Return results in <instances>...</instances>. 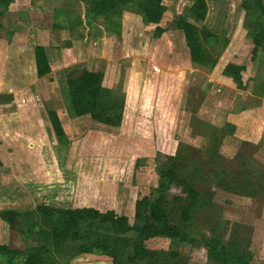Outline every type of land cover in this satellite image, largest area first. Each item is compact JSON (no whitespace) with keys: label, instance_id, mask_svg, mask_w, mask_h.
Instances as JSON below:
<instances>
[{"label":"rangeland","instance_id":"374dc122","mask_svg":"<svg viewBox=\"0 0 264 264\" xmlns=\"http://www.w3.org/2000/svg\"><path fill=\"white\" fill-rule=\"evenodd\" d=\"M88 1L12 0L1 20L0 94L12 95L13 101L0 98V211L37 206L93 208L103 214L113 212L133 225L137 201L157 196L165 156L188 152L192 161L202 162L208 136L215 130L221 135L228 114L247 108H262L263 115L245 121L234 135L224 137L219 147L222 158H214V166L236 174L239 163L235 159L244 149L264 170V135L256 136L247 127L257 124L259 129V124H264V94H260L264 51L252 62L254 44L244 26L245 6L257 14V0H206L204 20L194 16L198 0H164L166 11L158 25L143 21L139 1L112 14L109 21L92 16ZM181 20L198 31L210 32L211 36H199L212 60L208 66L191 60L186 34L179 28ZM74 23L79 24L78 29L71 27ZM60 29L67 33L60 36L56 32L55 39L49 33ZM82 29L87 33L82 34ZM84 35L99 38L97 57L80 62L83 56H75V50H82L77 38ZM57 38L77 40L76 48L60 51ZM38 45L47 51L53 70L42 79L34 68ZM229 63L246 67L242 72L246 90L237 88L224 74ZM73 69L102 72L103 87L124 97L119 127L95 123L89 114L69 115L64 92L68 89L67 73ZM104 97L107 103L108 93ZM49 110L60 117L69 137L67 144L57 143ZM181 175L195 186L200 182L192 167H183ZM210 181L197 188L206 196L209 193L215 206L198 208L186 227L185 239L155 237L146 241L147 248L166 253L165 264H211L200 237L217 234L228 241L235 235L252 256L251 263L264 264V189L259 197L249 198L218 189ZM166 195L170 219L178 223L186 193L173 184ZM106 230L100 233L107 234ZM110 231L117 235L112 226ZM13 240L18 249L36 246L28 236L16 235ZM9 241V225L0 218V244ZM81 243L84 241L67 242L64 251L70 254L73 244ZM27 255H19L13 264H23ZM60 260L56 254L55 264H61ZM73 264L110 262L95 252L76 257Z\"/></svg>","mask_w":264,"mask_h":264},{"label":"trees","instance_id":"16d2710c","mask_svg":"<svg viewBox=\"0 0 264 264\" xmlns=\"http://www.w3.org/2000/svg\"><path fill=\"white\" fill-rule=\"evenodd\" d=\"M137 1H139L138 11L145 23L157 25L161 23L166 11L164 0H89L88 6H90L92 16H102L109 21L112 14L125 10ZM11 3L12 0H0V6L4 7L0 9V25L2 18L9 12L8 7ZM250 6L253 8L252 5ZM255 7L257 14L245 6L247 16L244 22L247 36L254 44L251 51L252 62L256 61L260 53L264 51V4L262 0H257ZM194 8L197 11L194 16L204 20L208 10L206 0H198ZM179 28L186 34L191 60L199 65L208 66L212 60L204 51L199 36L201 34L202 37L211 36L210 32L206 29L198 31L184 20L179 22ZM1 29L2 26H0V35L3 32ZM157 30L162 31V28L158 27ZM35 59L39 78L52 72L43 46L35 47ZM245 70L244 65L229 63L223 72L234 80L237 88L246 90L248 84L244 82L242 75ZM67 74L68 89L64 92V98L72 118L89 114L95 123L108 128L121 125L125 111V99L118 93H112V90L103 87L104 74L102 72L88 69L78 72L73 69ZM260 90V94L263 95L264 83L260 85ZM258 92L256 89L255 93ZM105 93H108L107 103ZM0 98L9 102L13 101V96L9 94H0ZM48 119L57 143L67 144L69 137L57 112L49 110ZM236 127L227 122L222 127L221 135L215 130L208 136L209 146L202 153L206 156L202 162L199 159L192 161L193 157L188 152H179L176 156H165L166 162L160 168V181L155 190L157 196L154 198L145 196L137 201L133 225L126 218H119L113 212L103 214L93 208L58 209L37 206L25 211L15 209L0 211V218L8 223L10 230L9 243L0 244V264H13L19 255L26 252L28 255L23 264H55L53 260L56 254L61 256V264H73L76 257L90 256L95 252L104 255L110 264H165L164 255L166 253L151 251L147 248L146 241L162 236L170 239H185L186 227L190 226L199 207L215 206L211 195L208 193L206 196L197 188L199 184H210L211 178L214 181V187L249 198H257L263 192L264 188L261 184L264 183V170H260L252 159L247 157L244 149L235 159L239 163L236 174L214 166L213 159L221 160L222 158L219 147L224 137L234 135ZM243 145L247 146V144ZM193 150L196 149L193 148ZM183 167L186 169L192 167L193 174L199 176L200 182L196 186L181 175ZM173 184L183 187L186 193L184 205L179 209L178 223H172L171 213L165 207L166 191ZM209 192L214 194V191ZM111 226L117 235L111 233ZM103 228L107 229V234L100 233ZM16 235L28 236L36 241V246L31 250L16 248L13 240ZM70 241L74 243L84 241V243L73 244V252L68 254L64 251V246ZM199 241L206 249L211 264H252V256L243 248L242 240L235 235L226 241L222 235L216 234L209 237L203 234Z\"/></svg>","mask_w":264,"mask_h":264},{"label":"crops","instance_id":"0c3cea01","mask_svg":"<svg viewBox=\"0 0 264 264\" xmlns=\"http://www.w3.org/2000/svg\"><path fill=\"white\" fill-rule=\"evenodd\" d=\"M207 22V21H206ZM82 23H83V21H82ZM71 27H73V29L74 28H77L78 29V27H79V24H75L74 26H71ZM93 27V26H92ZM76 29V30H77ZM91 31H92V28H91ZM56 32H58L59 33V35L61 36V34L63 33V32H65V33H67V30H59V31H50L49 33L51 34V36L53 35V34H55ZM68 32H70V31H68ZM83 32L86 34L87 33V31L85 30V31H83V29H82V34H83ZM53 37H54V39H55V35H53ZM101 37H105V35H103V36H101ZM89 38L90 37H87L86 35H84V38H82V37H80V38H77V40H71V38L70 39H61L60 41H59V38H57V40H58V42H59V46L60 47H62L61 49H60V51L64 48V51H66V50H70V49H73V48H76V41H77V43H79L80 44V46H81V44H82V47H81V51H79L78 49H76L75 50V52H76V54H75V56L76 55H82L83 56V58L82 57H80L81 58V60H78V61H80V62H83L84 60H89V59H93V58H96L97 56H96V54H97V43H98V40H99V38L97 37V35L96 36H93L92 38H90V42L88 43V41H89ZM82 39H84V40H82ZM86 42L88 43V45H86V47H85V44H86ZM44 45V44H43ZM84 46V47H83ZM63 51V50H62ZM46 53H47V51H46ZM47 55H48V53H47ZM96 56V57H95ZM48 59H49V57H48ZM49 62H50V60H49ZM50 65H51V68H52V64L50 63ZM34 68H35V71H36V74H37V66H36V59L34 60ZM53 71V70H52ZM52 73V72H51ZM50 73V74H51ZM38 76V75H37ZM48 76V75H47ZM47 76H45V77H47ZM45 77H43V78H45ZM40 79H42V78H40ZM261 109L262 108H260V109H257V108H247V109H242L241 111L239 110V111H236V112H230L228 115V118L226 119L229 123H232V124H234V125H236V126H238V127H240V126H242L243 124L245 125V123L247 122V123H249V121H251L252 119H253V117L254 116H260L261 115V113H262V111H261ZM263 110V109H262ZM262 115H263V113H262ZM246 116H248L249 117V119L247 120V119H245V117ZM246 121V122H245ZM245 122V123H244ZM227 123V122H226ZM243 125V126H244ZM256 125V127L258 126L257 124H255ZM247 127H249L250 129H251V131L252 132H255V133H252V134H255L256 136H258L257 134H259V135H261V136H263L264 135V124H262V125H260L259 124V129L258 128H256L253 124H251V125H249V126H247ZM254 129H256V131H254ZM258 129V130H257ZM259 132V133H258ZM257 133V134H256ZM229 137H231V136H228L227 138H229Z\"/></svg>","mask_w":264,"mask_h":264},{"label":"built area","instance_id":"2783aa9c","mask_svg":"<svg viewBox=\"0 0 264 264\" xmlns=\"http://www.w3.org/2000/svg\"><path fill=\"white\" fill-rule=\"evenodd\" d=\"M155 72H158V68L157 67L155 68Z\"/></svg>","mask_w":264,"mask_h":264}]
</instances>
